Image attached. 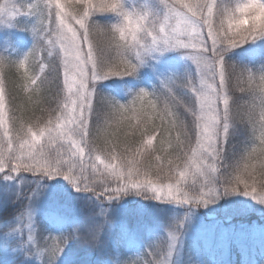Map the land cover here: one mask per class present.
Segmentation results:
<instances>
[{
  "label": "snow or ice",
  "instance_id": "obj_1",
  "mask_svg": "<svg viewBox=\"0 0 264 264\" xmlns=\"http://www.w3.org/2000/svg\"><path fill=\"white\" fill-rule=\"evenodd\" d=\"M0 28L32 39L0 55V264H58L73 243L98 264H203L195 210L264 206V0H0ZM167 53L191 67L159 71ZM144 68L151 90L99 91ZM58 179L79 211L57 199L38 220ZM128 197L186 212L145 222L141 205L118 235L111 207Z\"/></svg>",
  "mask_w": 264,
  "mask_h": 264
},
{
  "label": "trees",
  "instance_id": "obj_2",
  "mask_svg": "<svg viewBox=\"0 0 264 264\" xmlns=\"http://www.w3.org/2000/svg\"><path fill=\"white\" fill-rule=\"evenodd\" d=\"M104 19V18H100ZM15 32L6 31L0 33V39L2 43V50L0 55L16 56L18 53L27 51L32 44L30 34L22 32L13 28ZM4 44H8L9 47H4ZM183 72V71H181ZM117 79L109 80L99 84L98 88L104 94L111 95L118 99L120 102H126L130 99V93H134L140 88H146L151 90L157 81H146L145 72L140 71L137 78H125V81L136 80L138 82L137 87L134 90L128 92L126 95H122L116 91L113 82ZM42 183L49 186L48 191L55 190L60 193L59 197H51L48 199H42L37 206L38 220L42 219L45 213H48L57 202V199L66 201L69 203L73 212H78V206L74 200V197L78 194L73 193L70 186L67 183H60L55 181H42ZM223 202V200H222ZM141 205L146 206L143 219L145 222H151L154 217V209L159 208L163 210V215L183 216L186 211L173 208L166 205H154L152 202L142 201L136 197H128L121 203L113 204L111 207V217L117 224V234L119 235V225L124 223H133L138 218L137 209ZM5 210L0 209V215L4 214ZM219 217L216 220H209L206 218V213L203 209L195 210L193 220L196 227L192 231V237L203 238L199 240L196 245H193L195 252L198 254L199 259L203 261V264H216L210 260L212 253H215V248H225L227 244L229 248L235 253V259L231 260L230 264H251L250 250L256 252V261L258 264H264V219L246 217H231L230 227L226 223V227H229V231L223 236H214L211 231L212 227L218 221H225V218H221V214H217ZM230 216V215H229ZM259 219V220H258ZM51 222H45L42 226L48 228L52 232H58L61 229L56 224L55 218H50ZM211 223V224H210ZM57 228V230H54ZM203 233V235H201ZM191 246V245H189ZM242 251H247V255L241 254ZM221 252V251H220ZM217 253V252H216ZM217 256V255H216ZM246 256V257H245ZM58 264H98L97 257L94 253H89L86 249L82 248L79 244L73 243L66 250L64 255L58 261Z\"/></svg>",
  "mask_w": 264,
  "mask_h": 264
},
{
  "label": "rangeland",
  "instance_id": "obj_3",
  "mask_svg": "<svg viewBox=\"0 0 264 264\" xmlns=\"http://www.w3.org/2000/svg\"><path fill=\"white\" fill-rule=\"evenodd\" d=\"M6 31L15 32L13 28H0V33H5ZM0 39V50H2V43ZM4 47H9L8 44H4ZM157 69L161 72H168L173 70L183 71L186 67L190 68V62L186 61L179 53H167L164 57L161 58V61L159 65H156ZM143 72H145V80L146 81H156L153 76L152 68H144L142 69ZM115 89L117 92H119L122 95H126L128 92L132 91L137 87L138 82L136 80L132 81H125L123 80H116L113 82ZM56 182L60 183H66L62 179L56 180ZM170 206V205H166ZM173 207V206H171ZM175 208V207H173ZM181 211H186V209L183 208H177ZM206 213V218L211 220L218 219V213L221 214V218L224 219L226 217H246L249 216L251 218H260L264 219V206L258 205L252 200L242 197V196H234L230 197L227 200H222L213 206H210L207 209L201 208ZM200 209V210H201ZM230 215V216H229ZM259 220V219H258ZM211 224V223H210ZM54 230H57V228H54ZM203 235V233H201ZM203 238L199 235L197 238L192 237L190 240L187 241L188 245H196L199 240H202ZM215 253H212L210 260L216 264H230L231 260L235 259V253L232 251L231 248H229V245L222 249L215 248ZM221 251V252H220ZM217 252V253H216ZM251 253V264H258L256 261V252L253 250H250ZM241 254L247 255V251H242ZM217 255V256H216ZM245 256V257H246Z\"/></svg>",
  "mask_w": 264,
  "mask_h": 264
}]
</instances>
